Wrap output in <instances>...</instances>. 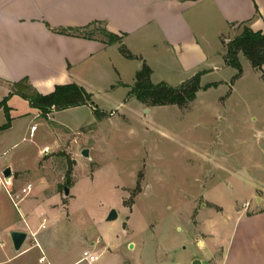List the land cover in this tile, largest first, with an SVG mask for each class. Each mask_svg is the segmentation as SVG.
Segmentation results:
<instances>
[{
	"label": "rangeland",
	"instance_id": "obj_1",
	"mask_svg": "<svg viewBox=\"0 0 264 264\" xmlns=\"http://www.w3.org/2000/svg\"><path fill=\"white\" fill-rule=\"evenodd\" d=\"M243 27L234 29L227 42L209 34L211 47L223 51L224 61ZM85 33L109 41L100 26ZM120 56L114 62L120 79L132 85L131 63ZM157 57L152 51L148 56L155 69L152 83L179 86L174 73L155 65ZM216 59L219 70L199 82L214 86L198 91L185 107L146 106L128 94L131 87L105 92L119 80L107 68L99 77L84 76L102 112L100 120L84 107L59 111L50 121L40 113L34 117L21 102L18 112L26 115L11 130L0 131V150L14 145L5 157L16 162L10 187L1 176L7 165L0 162V264H49V259L38 261L39 248L15 256L10 237L23 232L9 226H23L22 205L34 200L45 205L48 215L28 217L39 229L35 237L27 233L22 249L52 236L57 246L52 255L76 261L84 239L102 246L106 235L113 240L115 251L108 250L114 251V262L122 264H134L142 255L146 264H192L201 257L195 229L212 208H223L225 215L234 205L238 210L264 208V76L239 52L242 75L232 81L237 71ZM19 89L33 94L25 85ZM6 121L0 109V127ZM31 126L36 130L29 136ZM56 137H62L57 148ZM83 149L89 150L88 159L81 156ZM64 187L71 190L67 198ZM111 209L117 219L107 222Z\"/></svg>",
	"mask_w": 264,
	"mask_h": 264
},
{
	"label": "crops",
	"instance_id": "obj_2",
	"mask_svg": "<svg viewBox=\"0 0 264 264\" xmlns=\"http://www.w3.org/2000/svg\"><path fill=\"white\" fill-rule=\"evenodd\" d=\"M86 26L89 29L100 26L120 38V44L136 58H124L131 63L134 77L146 64L151 70V80L155 69L148 56L152 51L158 55L155 65L174 73L179 84L197 73H201V82L219 70L220 60L218 62L216 57L224 61L223 51L211 47L209 34H214V39L227 42L225 38L241 26L264 33V0H0V103L7 98L6 107L12 121L9 130L16 119L26 115L18 112L21 102L29 106L34 117L39 116V111L15 92L14 85L24 79L32 91L40 95L51 93L58 85L76 84L91 94L92 99L94 92L84 76L92 74L99 77L104 68L108 70L106 73L115 72L119 80L103 91L133 85L134 80L132 85L121 81L114 63L120 56V44L108 45L100 38L84 39L59 33ZM262 69L264 71V65ZM258 74L261 75L260 72ZM84 107L92 109L80 106L68 110ZM58 112H51L45 119L52 121V115ZM61 142L62 137H56L55 148ZM12 147L14 145L0 150V162L13 172L16 162L5 157ZM44 206L36 200L23 204L20 210L23 226L13 223L9 228L17 226L20 230L16 231H23L26 235L29 232L31 237H35L39 226L34 229L28 217L34 213L48 215ZM234 206L227 215L223 208L222 211L212 208V212L195 229L197 245L201 249L200 264H264V208L255 206L248 211ZM50 216L55 222L59 219L57 214L52 216L51 211ZM53 238L29 242L22 249L25 240L15 256L39 248L42 254L39 262L45 258L49 259V264H78L82 262V253L87 251L97 257L95 262L87 264H122L114 262L113 240L110 241L106 235H103L105 244L102 246L99 243L87 244L84 239L76 261H61L52 255V250L57 247ZM108 246L114 251L108 250ZM69 249L67 247L62 252ZM142 257L134 264H146L145 256Z\"/></svg>",
	"mask_w": 264,
	"mask_h": 264
},
{
	"label": "trees",
	"instance_id": "obj_3",
	"mask_svg": "<svg viewBox=\"0 0 264 264\" xmlns=\"http://www.w3.org/2000/svg\"><path fill=\"white\" fill-rule=\"evenodd\" d=\"M89 26L76 29H65L59 31L61 34H66L84 39H92L89 34L85 33ZM109 41L108 45L120 44V38L108 33L105 30ZM120 55L127 60L136 59L123 45L119 46ZM242 55L249 61L251 67L264 76L262 69L264 65V33L253 32L249 27L244 26L241 34L237 36L233 42L228 45L227 56L225 62L227 66L234 68L237 73L232 78V81L240 78L242 74L241 65L237 59V54ZM151 70L143 64L142 68L136 72L134 83L130 88L129 95L134 97L138 102L146 106H165L177 105L185 107L193 102L196 98V93L201 89L206 90L214 85H206L200 87L201 73H197L189 80L180 84L177 87L169 86L164 82L153 84L150 80ZM21 85L32 91L27 80H22L14 85L15 92L23 99L27 100L30 106L39 111L46 118L53 111H63L69 108L80 106H90L97 120L101 119V113L92 101V96L85 89L76 84L58 85L54 90L47 95H40L34 91L32 95H28L19 89ZM6 99L0 103V108L4 109L6 115V123L0 127V131L7 130L10 127L9 110L6 107Z\"/></svg>",
	"mask_w": 264,
	"mask_h": 264
},
{
	"label": "water",
	"instance_id": "obj_4",
	"mask_svg": "<svg viewBox=\"0 0 264 264\" xmlns=\"http://www.w3.org/2000/svg\"><path fill=\"white\" fill-rule=\"evenodd\" d=\"M81 156L88 159L89 150L83 149L81 151ZM1 176H2L3 181L5 182L6 186L10 187L11 179H12L11 168L10 167L4 168L3 171L1 172ZM63 195L65 198H67L70 195V188L64 187L63 188ZM116 219H117L116 210L111 209L110 212L108 213L107 217H106V221L111 222V221H114ZM125 228H126V224H123V229H125ZM10 237H11L13 248H14L15 252L18 253L20 251L24 241L26 240L27 235L25 233H22V232H13ZM129 247H130V249H132L133 245L130 244ZM192 264H200V261L195 260V261H193Z\"/></svg>",
	"mask_w": 264,
	"mask_h": 264
},
{
	"label": "built area",
	"instance_id": "obj_5",
	"mask_svg": "<svg viewBox=\"0 0 264 264\" xmlns=\"http://www.w3.org/2000/svg\"><path fill=\"white\" fill-rule=\"evenodd\" d=\"M34 130H35V127H32L31 128V132H33ZM29 190H30V185H27V187L22 189V193H27ZM96 260H97V257L92 255V254H90L89 252L84 251L82 253V261H85L87 263H93Z\"/></svg>",
	"mask_w": 264,
	"mask_h": 264
}]
</instances>
